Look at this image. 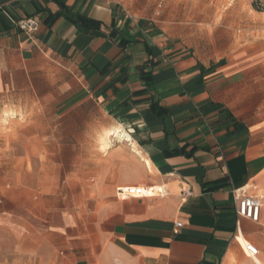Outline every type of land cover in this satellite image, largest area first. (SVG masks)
Here are the masks:
<instances>
[{"label": "crops", "instance_id": "obj_1", "mask_svg": "<svg viewBox=\"0 0 264 264\" xmlns=\"http://www.w3.org/2000/svg\"><path fill=\"white\" fill-rule=\"evenodd\" d=\"M29 18L33 34L16 26ZM221 39L117 0H0V218L33 220L39 239L37 259L5 264H264L261 74L217 51ZM49 159L55 174L68 160L53 201ZM29 160L36 189L12 177ZM131 186L165 196H117ZM242 187L260 199L257 222L236 214Z\"/></svg>", "mask_w": 264, "mask_h": 264}, {"label": "rangeland", "instance_id": "obj_2", "mask_svg": "<svg viewBox=\"0 0 264 264\" xmlns=\"http://www.w3.org/2000/svg\"><path fill=\"white\" fill-rule=\"evenodd\" d=\"M133 16L152 20L162 28L171 18L175 21L188 23L193 28H206V32L214 38H220L217 41L215 49L223 54H239L242 56L240 62L243 63L241 69L254 67L261 75L262 92L256 95L254 101H264V0H117ZM203 30L184 31L188 39H193ZM214 48H206L210 51ZM217 53V52H216ZM212 53V54H216ZM219 54V53H217ZM263 72V74H262ZM11 115L10 112L5 113ZM63 169L60 175L55 174L54 163L59 160L49 159L46 165V180L51 182V193H47V199L53 201L54 195L52 188L54 180L60 185L61 180L66 176L64 172L68 171V160H63ZM19 162V161H18ZM21 165L20 163L18 164ZM26 167L30 168L31 174L25 169L16 168L12 177H20L24 185L31 189H36L37 178V160L26 161ZM65 170V171H64ZM12 175V174H11ZM5 169L0 171V182H5ZM5 185V184H4ZM4 192V191H3ZM68 194V193H67ZM31 200L38 198L37 193L31 194ZM35 205V201H34ZM36 210L37 207H31ZM47 209H55L47 207ZM63 209V208H62ZM71 209V208H69ZM18 220V221H17ZM36 221V219L34 220ZM17 223H19L17 226ZM37 225L30 220L29 225L23 224V221L13 217L12 221L0 218V264L12 261H21L22 254L31 256V259H37L38 238L28 237ZM14 234L24 235V238H16ZM55 245L54 236L42 240V247L53 249ZM62 250V249H61ZM60 250V251H61Z\"/></svg>", "mask_w": 264, "mask_h": 264}, {"label": "built area", "instance_id": "obj_3", "mask_svg": "<svg viewBox=\"0 0 264 264\" xmlns=\"http://www.w3.org/2000/svg\"><path fill=\"white\" fill-rule=\"evenodd\" d=\"M16 26L24 33L33 34L37 32L39 23L35 18H29L20 20L16 23ZM116 194L120 198H151L155 196H165V192L162 187H144V186H131L121 188L116 191ZM190 194L189 190L184 192L185 196ZM233 199L236 206V214L240 218H246L253 222H257L259 219V212L261 208L260 199L246 194L244 187L238 188L232 191ZM181 227V224H176V228ZM242 246L245 253L250 257L257 255V250L250 244L243 241Z\"/></svg>", "mask_w": 264, "mask_h": 264}, {"label": "bare ground", "instance_id": "obj_4", "mask_svg": "<svg viewBox=\"0 0 264 264\" xmlns=\"http://www.w3.org/2000/svg\"><path fill=\"white\" fill-rule=\"evenodd\" d=\"M120 129H121V128H120ZM107 131H108V129H107ZM113 131H114V130H113ZM115 131H116V130H115ZM121 131H122V130H121ZM111 132H112V131H111ZM116 133H117V132H116ZM108 134H109V133H108ZM121 134H122V132H121ZM114 136H115V135H114ZM102 137H103V136H102ZM118 138H119V137H118ZM105 139H106V138H105ZM121 139H122V138H121ZM121 139H120V140H121ZM126 139H127V136H126ZM114 140H115V139H114ZM110 141H111V140H110ZM116 141H117V140H116ZM103 142H104V141H103ZM122 142H123V141H122ZM100 146H101V145H100ZM102 147H103V149H105V148L107 147V143L104 142V144H102ZM102 147H101V148H102ZM109 148H110V147H109ZM103 149H102V151H103ZM103 152H105V151H103ZM137 154H138V153H137ZM143 156H144V155H143ZM126 199H127V198H126ZM239 241L241 242L242 245L244 244V242H243L244 240H242L241 238L239 239Z\"/></svg>", "mask_w": 264, "mask_h": 264}, {"label": "trees", "instance_id": "obj_5", "mask_svg": "<svg viewBox=\"0 0 264 264\" xmlns=\"http://www.w3.org/2000/svg\"><path fill=\"white\" fill-rule=\"evenodd\" d=\"M61 7H63V4H59Z\"/></svg>", "mask_w": 264, "mask_h": 264}]
</instances>
